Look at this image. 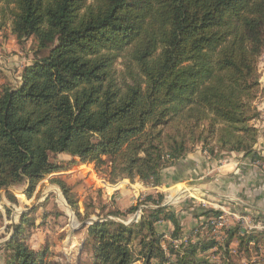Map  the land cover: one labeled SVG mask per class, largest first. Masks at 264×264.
<instances>
[{"label":"trees","instance_id":"trees-1","mask_svg":"<svg viewBox=\"0 0 264 264\" xmlns=\"http://www.w3.org/2000/svg\"><path fill=\"white\" fill-rule=\"evenodd\" d=\"M1 2L3 15L9 7L18 42L33 38L37 49L21 82L0 89V191L26 182L32 196L42 180L61 170L52 161L58 154L98 166L109 161L112 181L139 178L152 186L162 185L163 170L198 145L212 158L240 152L263 166L264 155L255 149L260 129L252 121L262 115L253 101L264 97V0ZM3 26L2 19L0 31ZM51 181L84 219L71 186L59 176ZM164 200L163 193L149 196L145 202L157 207L145 208L133 224L91 223L89 264L214 263L200 251L221 252L218 264H234L233 241L239 252L264 248V232L241 233L233 226L224 243L191 233L186 244L167 253L158 223L172 221L173 236L183 229L176 212L161 206ZM137 208L114 214L128 216ZM22 218L4 245L6 263L45 264L49 246L26 244ZM257 262L264 264V254Z\"/></svg>","mask_w":264,"mask_h":264},{"label":"rangeland","instance_id":"rangeland-1","mask_svg":"<svg viewBox=\"0 0 264 264\" xmlns=\"http://www.w3.org/2000/svg\"><path fill=\"white\" fill-rule=\"evenodd\" d=\"M4 6L5 3L1 2L0 21L4 20V26L0 31V47L11 46L13 48L8 55L18 53L21 58L26 59L30 57L33 60L37 44L33 38H30L23 44L18 42L11 31L12 18L9 14V7L6 6V14L3 15L2 7ZM117 68L118 70H122L124 67L119 62ZM259 71L262 86L264 87V52L260 57ZM0 72L2 71L0 70ZM7 84L15 86L11 82H7ZM253 104L262 115L252 122L260 131L263 130L264 134V97L259 95L253 101ZM197 147H201V145ZM204 153L208 156L210 155L206 150H204ZM218 160L221 163L223 161L222 159ZM52 161L60 164L62 166L61 170L42 180L32 196L27 195L28 183L26 182L0 191V264H7L6 262L10 254L4 248V245L14 235L16 225L22 222V215H25L26 218L24 220L22 235L27 237L25 240L26 244L35 249H43L49 246L45 264H89L91 261V250L86 245V240L91 235L89 225L94 223L95 220L105 221L108 219L125 224L136 223L139 221L145 208L157 207L151 201L145 202L148 197L157 198L160 193L165 194V200L161 206H167L168 209L176 212L183 229V233L179 236H173L175 225L172 221L163 220L171 224L169 229L165 228L162 230L159 229V225L157 226L158 232L163 233L161 246L167 253L170 250V246L179 248L181 244H186L191 233L197 235L200 232L201 237L204 239L216 238L221 243H224L226 237L225 230L233 226H239L241 233H244L243 231L264 232V212L258 214L251 211L249 213L244 208H240L241 203H239L240 207L237 206L239 209H236L238 216H249L251 223L248 220L245 223L244 219L228 215L226 225L220 227L217 224H209L208 222L209 218L215 216L206 217L202 215L203 210L208 208L219 210L221 213L230 210L235 211L234 207L230 204L232 202L230 199L234 198V196H229L225 200L209 196L198 185L193 187V183L190 182L162 188L161 185L152 186L145 184L139 178L134 180L122 178L112 181L110 175L111 163L109 161L100 166L96 165V163H80L69 154L53 156ZM253 164L259 166V164L254 162ZM56 176H59L71 186L73 199L76 200V210L81 212L84 219L83 217L81 219L77 217L74 207L67 201L61 188L51 181ZM187 188L190 189L188 190ZM259 199L262 200L261 197ZM234 200L237 202L236 198ZM254 202L252 205L256 207L260 206L259 201L254 199ZM243 203L247 202L242 200V205ZM135 205H138V208L128 216H116L114 214L117 210L126 211ZM245 206L247 207V205ZM262 206L264 207V203ZM201 217L202 219H200ZM196 218L198 221L197 225L193 226V223H196ZM250 225L254 226L253 229L247 228ZM195 240H198V237H195ZM138 242L139 240L136 239L133 243L135 252L140 248ZM230 247L232 263L261 264V262L257 261L264 254V248L260 252L252 248L248 254L242 251L239 252L237 241H233ZM220 254L221 252L217 255L213 254L212 251L205 253L200 251L199 257L214 262L213 264H218V262H221L219 261ZM134 263L142 264L143 261L140 259L134 261Z\"/></svg>","mask_w":264,"mask_h":264},{"label":"crops","instance_id":"crops-1","mask_svg":"<svg viewBox=\"0 0 264 264\" xmlns=\"http://www.w3.org/2000/svg\"><path fill=\"white\" fill-rule=\"evenodd\" d=\"M10 47H0V70L2 71L0 72V89L7 82H11L15 86L18 85L21 82L24 67L32 61L30 57L21 58L18 53L8 55L13 48ZM262 131H260L255 149L264 155V134ZM218 159H222V163L218 162ZM263 170L264 164L261 167L254 165L251 157L245 156L243 153L230 152L222 154L220 158H212L204 153L201 147H196L179 159L175 165L163 170L161 186L168 188L179 183L190 182L194 186L198 185L209 196L224 200L229 196H234V198H229L234 209H239L237 206L241 203V207H239L244 208L245 211L261 214L264 212L262 206L264 203ZM260 197L262 200L259 199ZM235 198L237 202L234 200ZM254 199L259 201V207L252 205L255 203ZM242 200L247 203L242 205ZM197 222L196 218V223H193V226L197 225ZM158 225L162 230L171 227L168 221H163Z\"/></svg>","mask_w":264,"mask_h":264},{"label":"built area","instance_id":"built-area-1","mask_svg":"<svg viewBox=\"0 0 264 264\" xmlns=\"http://www.w3.org/2000/svg\"><path fill=\"white\" fill-rule=\"evenodd\" d=\"M193 187H195V186L193 185ZM228 215L244 219V222L246 220H248L251 223V220L249 219L250 218L249 216H247V217H242V216L239 217L236 209H235V211L234 210L224 211V213H221L219 216L211 217V218H209L208 222H209V224H217L218 226L222 227V226L226 225V222L228 220ZM253 227H254L253 225H250L247 228L253 229Z\"/></svg>","mask_w":264,"mask_h":264},{"label":"water","instance_id":"water-1","mask_svg":"<svg viewBox=\"0 0 264 264\" xmlns=\"http://www.w3.org/2000/svg\"><path fill=\"white\" fill-rule=\"evenodd\" d=\"M98 221H100V220H95L94 222H98Z\"/></svg>","mask_w":264,"mask_h":264},{"label":"bare ground","instance_id":"bare-ground-1","mask_svg":"<svg viewBox=\"0 0 264 264\" xmlns=\"http://www.w3.org/2000/svg\"><path fill=\"white\" fill-rule=\"evenodd\" d=\"M187 189H188V188H187ZM189 189H190V188H189ZM189 189H188V190H189ZM194 189H195V188H194ZM186 192H187V191H186ZM178 193H180V192H178ZM175 199H176V198H175Z\"/></svg>","mask_w":264,"mask_h":264}]
</instances>
